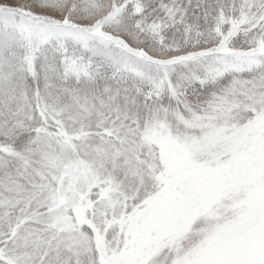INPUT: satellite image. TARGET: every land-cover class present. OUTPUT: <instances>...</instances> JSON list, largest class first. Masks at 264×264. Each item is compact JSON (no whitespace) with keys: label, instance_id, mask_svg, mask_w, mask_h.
<instances>
[{"label":"snow or ice","instance_id":"1","mask_svg":"<svg viewBox=\"0 0 264 264\" xmlns=\"http://www.w3.org/2000/svg\"><path fill=\"white\" fill-rule=\"evenodd\" d=\"M0 264H264V0H0Z\"/></svg>","mask_w":264,"mask_h":264}]
</instances>
